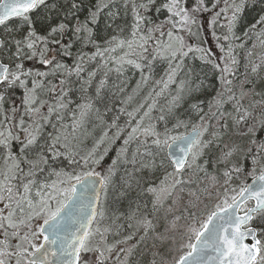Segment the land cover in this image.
Listing matches in <instances>:
<instances>
[{
  "label": "snow or ice",
  "instance_id": "6c2138e0",
  "mask_svg": "<svg viewBox=\"0 0 264 264\" xmlns=\"http://www.w3.org/2000/svg\"><path fill=\"white\" fill-rule=\"evenodd\" d=\"M0 264H264V0H0Z\"/></svg>",
  "mask_w": 264,
  "mask_h": 264
},
{
  "label": "trees",
  "instance_id": "16d2710c",
  "mask_svg": "<svg viewBox=\"0 0 264 264\" xmlns=\"http://www.w3.org/2000/svg\"><path fill=\"white\" fill-rule=\"evenodd\" d=\"M13 22H15V21H13ZM136 78H138V77H134V78H133V84H134ZM250 179H251V178H249L248 181H249Z\"/></svg>",
  "mask_w": 264,
  "mask_h": 264
},
{
  "label": "water",
  "instance_id": "95a60500",
  "mask_svg": "<svg viewBox=\"0 0 264 264\" xmlns=\"http://www.w3.org/2000/svg\"><path fill=\"white\" fill-rule=\"evenodd\" d=\"M248 183H251V180H249Z\"/></svg>",
  "mask_w": 264,
  "mask_h": 264
}]
</instances>
